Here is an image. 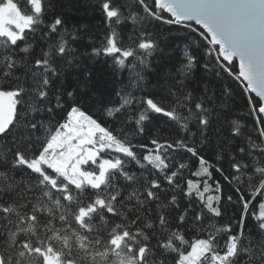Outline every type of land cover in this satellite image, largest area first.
Listing matches in <instances>:
<instances>
[{"label": "snow or ice", "instance_id": "6c2138e0", "mask_svg": "<svg viewBox=\"0 0 264 264\" xmlns=\"http://www.w3.org/2000/svg\"><path fill=\"white\" fill-rule=\"evenodd\" d=\"M11 5L0 264H264V0ZM45 153L93 179L116 167L77 183L36 171Z\"/></svg>", "mask_w": 264, "mask_h": 264}, {"label": "rangeland", "instance_id": "374dc122", "mask_svg": "<svg viewBox=\"0 0 264 264\" xmlns=\"http://www.w3.org/2000/svg\"><path fill=\"white\" fill-rule=\"evenodd\" d=\"M11 8H15L14 5H11L7 9H0V32L8 33L12 38H15L14 33H10L7 28H5V21L8 18V13L10 12ZM16 17L18 19H22L19 17V13H15ZM10 107H11V101L9 97L6 96H0V121H6L10 118ZM49 147H52L50 144ZM47 151V150H46ZM94 155V153H93ZM61 156L64 158V160L67 159L64 154H61ZM155 159V157H153ZM41 164H47L49 167H51L54 171H56L58 174L64 175L67 179L74 180L75 182L79 183L81 181H87L92 184H99L104 179V173L105 171L112 166H115L112 161L105 160L102 164V171L99 177H96L93 179L91 174L82 173L79 170L77 162L76 165H73L71 169L67 167V164L62 162L60 158H57L55 156V153L51 157L47 156L46 153L42 154L38 160H35L32 162V167L34 169H37L39 171H42ZM80 177H83L84 179L81 180Z\"/></svg>", "mask_w": 264, "mask_h": 264}, {"label": "trees", "instance_id": "16d2710c", "mask_svg": "<svg viewBox=\"0 0 264 264\" xmlns=\"http://www.w3.org/2000/svg\"><path fill=\"white\" fill-rule=\"evenodd\" d=\"M70 2V0H69ZM0 33H3V32H0ZM175 42L176 44L180 45V48H184L186 44H189L190 43V38L187 37L182 31L181 32H178V33H175ZM177 55L180 54V51L179 49H177ZM92 71L94 73V76L96 78V82L99 86L101 87H107L109 82H110V73L108 72V70L100 65H97L95 66L94 68H92ZM211 78V77H209ZM217 83H220L219 80L216 81ZM237 92H239V88L236 89ZM239 99V97H237ZM243 107V102L241 101V108ZM167 118L162 116V115H153V122L154 123H159L161 127L164 126V121L166 120ZM113 167H116L115 166H112V167H109V168H113ZM108 168V169H109ZM36 171H39L37 169H35ZM50 181L54 182L55 178H52L50 177L49 178ZM83 182H87V181H81L79 183H83ZM104 182V179L100 182V183H103ZM90 183V182H88ZM99 183V184H100ZM94 185H98V184H94ZM83 215V213L81 214Z\"/></svg>", "mask_w": 264, "mask_h": 264}, {"label": "water", "instance_id": "95a60500", "mask_svg": "<svg viewBox=\"0 0 264 264\" xmlns=\"http://www.w3.org/2000/svg\"><path fill=\"white\" fill-rule=\"evenodd\" d=\"M10 11H14V8H11V10Z\"/></svg>", "mask_w": 264, "mask_h": 264}]
</instances>
